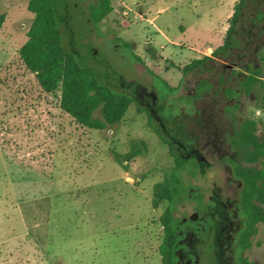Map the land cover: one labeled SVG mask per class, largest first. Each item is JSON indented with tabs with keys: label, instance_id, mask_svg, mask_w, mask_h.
Here are the masks:
<instances>
[{
	"label": "rangeland",
	"instance_id": "1",
	"mask_svg": "<svg viewBox=\"0 0 264 264\" xmlns=\"http://www.w3.org/2000/svg\"><path fill=\"white\" fill-rule=\"evenodd\" d=\"M29 1L0 0V14L6 13L0 32V264H162L160 218L169 202L154 207L153 199L175 162L152 123L187 155L189 138L205 163L183 170L188 190L177 218L200 216L195 195L207 202L221 187L230 204L239 188L226 160L235 151L212 96L196 104L200 115L182 112L181 118L176 110L170 121L161 107L162 81L177 88L168 99L195 91L199 74L183 79L181 69L223 42L237 0H112L113 11L97 25L86 21L93 0H73L69 26L80 57L135 99L120 122L103 130L62 110L60 91H44L19 60L34 18ZM256 109L253 97L242 96L241 116H256ZM94 115L102 117L101 110ZM183 125L187 137L177 133ZM140 142L146 149L122 166L117 157L125 159ZM191 242V235L180 238L177 264H188ZM243 255L264 264L262 223ZM210 258L204 254L200 264Z\"/></svg>",
	"mask_w": 264,
	"mask_h": 264
},
{
	"label": "trees",
	"instance_id": "2",
	"mask_svg": "<svg viewBox=\"0 0 264 264\" xmlns=\"http://www.w3.org/2000/svg\"><path fill=\"white\" fill-rule=\"evenodd\" d=\"M76 7L73 0H30L28 9L34 18L27 32L28 39L19 49L18 56L26 69L35 74L44 91H60L62 110L86 127L103 130L120 122L135 99L130 92L112 86L109 75L89 67L80 57L69 26ZM112 11V0H93L86 21L97 25ZM5 21L6 13H1L0 32ZM65 39L72 50L65 46ZM181 71L183 79L192 72L199 74L195 91L168 99L167 96L177 88L162 81L165 89L161 93V107L163 112L167 109L168 116H165L170 121L176 110L181 118L182 112L200 115L203 111L197 109L196 104L205 101L208 95L212 96V103L217 105L221 118L225 120L221 124L223 131L235 151L226 160L230 163L232 175L241 183L236 205L243 226L236 237V262L253 264L243 251L252 246L258 225H264V132L262 135L258 133L260 127L264 131V119L262 116H241L239 109L242 96H246L253 97L257 108L264 112V0H237L223 42L210 55L192 59ZM182 103H186L185 111L181 108ZM98 109L102 117L94 115ZM151 125L168 143L175 162L171 177L155 185L153 205L158 207L163 200L169 202L160 218L165 231L160 252L162 264H177L180 238L184 236L180 231L184 227L196 228L199 221L204 222V210L198 218L190 217L187 221L175 216L177 204L188 190L182 172L187 166L199 167L205 163H200L197 153L192 152L189 138L185 150L190 154L187 155L183 154V146L153 123ZM184 129L185 125L177 133L187 137L189 133ZM146 147L144 142L135 144L125 159L117 157V161L126 166L125 161L139 155ZM194 198L202 208L218 202L217 197L205 202L201 193Z\"/></svg>",
	"mask_w": 264,
	"mask_h": 264
},
{
	"label": "flooded vegetation",
	"instance_id": "3",
	"mask_svg": "<svg viewBox=\"0 0 264 264\" xmlns=\"http://www.w3.org/2000/svg\"><path fill=\"white\" fill-rule=\"evenodd\" d=\"M240 185L239 182V187ZM226 194L223 188H214L209 200L212 201L214 197H217V204L208 205L206 208L198 207L204 210V217H202L204 222L199 221L196 228L184 227L180 231L181 234L192 236V242L186 248L185 253L188 264H200L201 258L203 259L206 253L211 255L207 264H235L233 261L237 252L236 237L243 226V218L236 205L239 188L230 204L226 203L229 200ZM212 219L215 221L212 222Z\"/></svg>",
	"mask_w": 264,
	"mask_h": 264
},
{
	"label": "clouds",
	"instance_id": "4",
	"mask_svg": "<svg viewBox=\"0 0 264 264\" xmlns=\"http://www.w3.org/2000/svg\"><path fill=\"white\" fill-rule=\"evenodd\" d=\"M255 114H256L257 117H259V116H261L262 112H261L260 109H256L255 110Z\"/></svg>",
	"mask_w": 264,
	"mask_h": 264
},
{
	"label": "crops",
	"instance_id": "5",
	"mask_svg": "<svg viewBox=\"0 0 264 264\" xmlns=\"http://www.w3.org/2000/svg\"><path fill=\"white\" fill-rule=\"evenodd\" d=\"M214 48H215V47H214ZM214 48H212V51H213Z\"/></svg>",
	"mask_w": 264,
	"mask_h": 264
}]
</instances>
